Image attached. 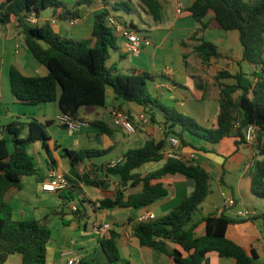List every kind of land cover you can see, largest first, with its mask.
Returning a JSON list of instances; mask_svg holds the SVG:
<instances>
[{
    "label": "trees",
    "instance_id": "1",
    "mask_svg": "<svg viewBox=\"0 0 264 264\" xmlns=\"http://www.w3.org/2000/svg\"><path fill=\"white\" fill-rule=\"evenodd\" d=\"M139 1L146 14L159 23L162 19L161 3L158 0ZM96 3H100L103 10L95 16L91 38L86 41L62 37L54 31L51 22H45L42 26L29 22L32 17L39 19L41 12L48 8H62L60 19H78V15L72 14L63 2L6 0L0 4V28L15 22L29 51L49 71L45 77H29L12 67L10 81L16 102L26 106L58 103L61 114L84 122L81 109L104 107L107 91L112 89L117 98L143 108L151 123L162 125L164 139L160 142L150 139L143 147L128 150L122 163L114 168L108 167V164L101 168L104 171L103 178L87 173L79 175L86 186L102 190L111 188L110 177L118 179L114 196L94 203V208L98 206L100 210H113L150 207L169 195L167 187L162 183L152 184V181L168 174L183 175L195 182V189L189 197L161 218L133 222L132 231L140 245L163 253L175 264H204L210 253L233 259L236 264H255L258 258L255 251L249 254L226 236L230 225L244 220H234L225 214L197 218L201 206L211 193V176L206 169L195 162L167 159L163 168L145 177L135 171L145 164L162 161L165 157L161 151L169 137L179 138L181 145L186 147L191 145L185 140L186 134L210 145H217L227 137H235L238 146L247 143L246 130L253 126L257 131L256 142L262 151V159L254 161L250 172L251 190L254 196L264 200V0H194L189 8L202 29L208 28L203 20L213 16L224 31H237L243 48V60L260 67L259 71L252 74L255 85L249 89L241 85L238 77L234 85L219 83L220 110L215 128L203 127L175 108L162 104L148 88V81L153 79L152 74H122L115 66H108L110 50L118 48V34L108 24V17L112 11L128 12L132 8L126 0H79L78 6ZM126 26L136 33L141 32L134 23ZM195 51L204 64L218 56L217 46L203 39ZM229 76L221 72L219 79ZM238 90H243V94L235 97ZM158 116H161V121ZM52 124L54 121L42 123L36 119L29 121L26 126L13 123L6 127L10 138H0V264L15 255L22 257L21 264H47L48 245L52 239L50 228L37 220H15L8 196L13 190L23 189L25 178L39 175L40 170L28 150L31 144L41 143L51 156L48 144L51 138L47 128ZM89 125L98 128L103 134L112 135L109 125L104 121H92ZM25 127H28V133L23 137ZM55 147L60 149L61 146ZM109 153L110 150L64 149L63 155L70 160L73 168H78L88 159ZM140 186V192H129ZM69 188L60 193L62 204H69L72 199V194L67 192ZM84 203L85 200H80L78 205L71 208L74 219L83 220L86 213V209L82 208ZM202 223H206V234L198 236L197 230ZM64 224L69 225L67 221ZM119 237L120 234L111 229L110 236L101 240V246L111 262L120 260L117 245ZM171 245H177L180 249L172 248ZM80 264L92 263L82 260Z\"/></svg>",
    "mask_w": 264,
    "mask_h": 264
},
{
    "label": "crops",
    "instance_id": "2",
    "mask_svg": "<svg viewBox=\"0 0 264 264\" xmlns=\"http://www.w3.org/2000/svg\"><path fill=\"white\" fill-rule=\"evenodd\" d=\"M5 1L0 0V4ZM58 1L63 2L72 14H77L78 19H60L62 8L57 10L48 8L41 12L36 25L42 26L45 22H51L57 18L56 24H52L56 33L67 39L89 40L93 32L95 16L103 10L101 4L78 6L79 0ZM158 1L162 5V19L159 23H155L152 17L141 8L147 19L145 22L148 27L147 36L152 40V45L149 47L153 46L154 51H146L151 63L139 62V69L135 72L152 74L153 79L149 81L151 93L162 104L175 108L179 113L191 117L203 127L215 128L220 110L219 83L234 85L237 82L236 77H238L241 85L249 89L255 85L252 74L259 71L260 67L257 68L243 60V48L237 31H224L213 16H208L203 20V24L208 28L202 29V25L194 19L189 11L194 0ZM179 4L184 7L182 13H178ZM202 39L217 46L218 56L208 64H204L195 51ZM117 50H120L119 57L127 55L128 42L126 39L121 40L120 48L118 47ZM140 56L141 53L136 57ZM112 66H116V62ZM12 67L29 77H45L49 74L48 69L39 63L27 48L24 36L18 30L15 22L0 29V138H10L6 127L13 123L28 124L32 119H36L42 123L54 121V124L47 128L48 136L51 138L48 143L51 156L40 143L38 149L42 158L40 161L43 162L42 166H37L40 170L39 175L25 178L23 189L13 190L9 194L8 199H11L9 203L12 206L13 200H19L21 197L33 198L31 192L35 191L42 194L39 201L45 204L44 206L47 208L50 206L51 208L59 207L61 202L55 203L50 199L56 195L60 198V193L44 192L42 189L49 170L56 168L66 176L70 183L67 192L72 194L71 201L73 203L70 205V201L69 207L74 208L78 205V201L85 200L84 206H82L83 210L86 209L83 220H91L92 213L94 214V241L91 244H79L78 242L73 244V242L69 243L64 239L54 247L53 264H66L65 254L67 253H70L71 256L77 255L92 264H175L163 253L150 247L141 246L138 238L133 234L132 224L140 221L141 217L149 212L153 213L156 218L169 214L193 193L195 189L193 180L180 174H168L159 180L152 181V184L162 183L169 190L167 197L158 200L152 206L141 209L100 210L98 206L94 208L93 204L105 198H112L117 188L118 179L110 177L111 188L109 190L97 189V193L87 191L89 186L79 179V175L84 173L103 178L104 171L101 168L115 160L123 162V157L128 150L136 147L141 148L150 139L156 142L162 141L164 139L162 125L151 123L143 108L117 98L113 90L108 89L107 99L108 96H111L114 103L108 106L106 100V105L101 107L105 109L103 118L106 119L101 121L109 125L112 135L103 134L98 128L90 126L89 122L98 120L87 119L82 113L83 109H81V117L86 125L72 133L56 121L61 114L58 103L26 106L16 102L10 81ZM246 67L249 68L246 69ZM249 69L252 78L249 77ZM221 72L228 73L230 76L219 79ZM242 94L243 90H238L235 97H240ZM114 110L125 111L135 126H138L134 141L118 136L123 129L117 125L114 119ZM158 120H162L161 116H158ZM56 125L61 126L67 132L57 130ZM27 130L28 127H25V131ZM185 140L191 145L187 147L181 145L177 148V152L184 156L195 154L197 157L194 161L195 164L202 166L211 176V193L201 206L197 218L203 219L225 214L234 220H244L230 225L226 236L249 254L255 251L258 256L255 264H264V200L253 195L250 178L254 161L262 159V151L259 149L258 143L255 141L241 143L237 146L235 137H227L217 145H210L188 134L185 135ZM132 142L136 147L131 146ZM56 145L61 146L60 149H56ZM203 148L206 150H202ZM64 149L73 151L110 150L108 155H111V158L102 163L88 159L78 168H73L70 160L63 155ZM115 152V156H112ZM52 161L54 165H52ZM166 162L167 159L164 158L160 162L145 164L135 173L145 177L163 168ZM141 190L142 186L131 189L129 192L137 193ZM78 195L79 197H77ZM230 199H234L236 205L222 211V207ZM89 207L92 209V213L90 210V212L88 211ZM239 211L249 212L250 215L240 217ZM83 220H67L70 230H64V233L70 234L71 232L72 237V231L78 230ZM88 221L85 223V230L88 229ZM107 225L120 234L117 239L120 260L116 262H111L108 259L101 246V240L110 236V231L105 234L103 230V227ZM205 234L206 223H202L197 230V235L204 236ZM171 247L180 249L177 245H171ZM17 256L19 258H15L16 262L21 264L22 257ZM204 264H236V262L233 259L221 258L217 253H210Z\"/></svg>",
    "mask_w": 264,
    "mask_h": 264
},
{
    "label": "rangeland",
    "instance_id": "3",
    "mask_svg": "<svg viewBox=\"0 0 264 264\" xmlns=\"http://www.w3.org/2000/svg\"><path fill=\"white\" fill-rule=\"evenodd\" d=\"M129 2L132 10L131 11H124V10H119V11H112L113 17H115L117 20H119L122 24H127L131 25V23H134L141 32L138 34L140 36H147L148 34V27L146 26V15L143 13L141 10V4L139 0H126ZM246 1H254V0H246ZM119 36V35H118ZM121 40L123 41V38L121 36L118 37L117 39V46L120 48ZM152 41V40H151ZM118 49V48H117ZM146 51H154L153 46L148 47L147 50L141 51V56L136 57L132 53H130L129 50H126L127 55L125 57H119L120 50H115L111 49L110 50V60L108 62V66H112L114 62H116V69L119 71V73L122 74H132L135 72L137 69H139V62H144L150 64V58L147 57V52ZM249 67H246L248 69ZM250 69L248 70L249 77H251V74L249 73ZM148 88L151 92V86L148 81ZM113 100L111 99V96H108L107 99V104L108 106H111L113 104ZM123 111V110H122ZM105 112L104 108L101 107H91V108H83V115L87 117V119H95V120H103L106 118H103V113ZM125 112V111H124ZM133 123V122H132ZM134 124V123H133ZM26 126V124H25ZM57 126V130H61L63 132H67V130L63 129L61 126ZM135 126V124H134ZM136 130L138 131V126H135ZM28 133V130L23 133V137H25ZM120 138H126L127 140L134 141L136 139V135L130 134L126 132L125 130L121 131L120 134L118 135ZM96 141V139H95ZM133 143V142H132ZM95 144V143H94ZM39 146L40 143H33L29 146L28 150L30 154L34 157L35 162L38 167L42 166V160L40 154H39ZM132 147H136V145L133 143L131 145ZM11 148V146H10ZM41 148V147H40ZM137 148V147H136ZM43 150V149H42ZM116 152L112 154V156H115ZM111 158V155H106L102 157H95L93 160L97 161L98 163H102L104 161L109 160ZM87 191L89 192H98L97 189L95 188H87ZM33 198H23L21 197L19 200H13L12 202V208L14 209V219L15 220H37L40 221L42 224L47 225L51 232H52V239L51 243L48 245V264H53V256H54V247L57 244H60L61 242L64 241V239L68 240L69 243L73 244L75 242H78L79 244H91V242L94 241L95 239V234L93 232V222H94V214L92 213V209L89 207L88 211L90 210L92 213V218L91 220H83L81 222V227L76 230L72 231V237H71V232L70 234L64 233V230H70L68 226L64 224V221L67 220H73L75 217L71 213V207H69L68 202L65 204H62L61 198H59L58 195L55 197L51 198L50 200L58 203L61 202L59 207L56 208H47L44 206L41 201H39V198H41L42 194L36 193L35 191L31 192ZM38 195V196H37ZM79 197V195L77 196ZM8 201L11 202V199H8ZM73 201H71L70 205H72ZM80 202L78 201V204ZM21 207V208H20ZM23 208V210H21ZM89 211V212H90ZM62 212L65 213L64 216H62ZM89 222L88 224V229L85 230L84 227L86 226L85 223ZM72 238V240H70ZM15 258H19V256H11L8 260V262L4 264H19L16 262Z\"/></svg>",
    "mask_w": 264,
    "mask_h": 264
},
{
    "label": "built area",
    "instance_id": "4",
    "mask_svg": "<svg viewBox=\"0 0 264 264\" xmlns=\"http://www.w3.org/2000/svg\"><path fill=\"white\" fill-rule=\"evenodd\" d=\"M183 5H178V13H182L183 11ZM29 22L31 24H37V19L30 18ZM57 22V18H54L51 23L55 25ZM108 24L114 28L116 33L121 36L123 39H126L128 42V50L130 53H132L134 56H138L142 49L149 47L152 45V41L148 36H140L138 33L130 30L126 24H122L119 20H117L113 15L108 17ZM1 29V28H0ZM114 119L123 130L130 134H136L137 130L134 124L132 123L130 117L128 114L122 110H114L113 111ZM56 121L62 125L65 126L70 132L74 133L78 131L82 126H85V122L80 120H75L69 115L60 114ZM256 128L253 126H249L246 130V141L247 143H253L256 141ZM181 146V141L177 137H169L167 145L162 149L161 154L166 159H176V160H183L188 162H194L197 157L195 154H191L189 156H184L177 152V148ZM122 160H115L108 164V167L114 168L118 164H120ZM70 187V183L66 176L62 174L59 170L56 168H51L49 170V174L47 177V180L42 186V189L44 192H50V193H61L65 190H67ZM236 205V201L234 199L228 200L225 205L222 207V211H225L227 209H230ZM238 215L240 217H248L250 215L249 212L239 211ZM155 215L151 212L146 213L141 217L140 221H150L155 219ZM110 226H104L103 230L104 233H108L110 231ZM70 253L65 254V257L67 258L66 264H80L82 261V258L77 255H72L70 257Z\"/></svg>",
    "mask_w": 264,
    "mask_h": 264
}]
</instances>
